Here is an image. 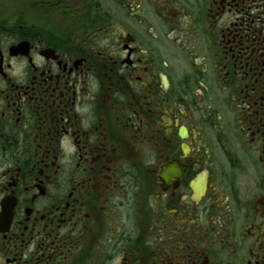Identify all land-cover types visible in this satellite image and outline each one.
<instances>
[{"label": "flooded vegetation", "instance_id": "1", "mask_svg": "<svg viewBox=\"0 0 264 264\" xmlns=\"http://www.w3.org/2000/svg\"><path fill=\"white\" fill-rule=\"evenodd\" d=\"M0 264H264V0H0Z\"/></svg>", "mask_w": 264, "mask_h": 264}]
</instances>
